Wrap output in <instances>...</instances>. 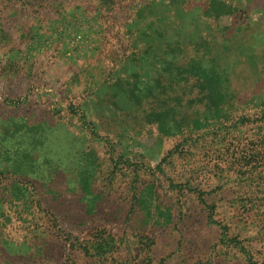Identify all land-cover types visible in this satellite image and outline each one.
<instances>
[{
	"label": "rangeland",
	"instance_id": "rangeland-1",
	"mask_svg": "<svg viewBox=\"0 0 264 264\" xmlns=\"http://www.w3.org/2000/svg\"><path fill=\"white\" fill-rule=\"evenodd\" d=\"M157 205L172 223L143 218ZM248 261L264 264V0H0V264Z\"/></svg>",
	"mask_w": 264,
	"mask_h": 264
},
{
	"label": "trees",
	"instance_id": "trees-1",
	"mask_svg": "<svg viewBox=\"0 0 264 264\" xmlns=\"http://www.w3.org/2000/svg\"><path fill=\"white\" fill-rule=\"evenodd\" d=\"M216 73H214V72L213 73H210V76L211 77L209 78V80L211 81V79H212L214 81L213 83L215 84V86L209 92L215 94L216 95V98L220 99V101L213 102V103H211V105L208 103L207 105L209 106L210 110H213V112L216 115H221L222 111L224 110V108H222L221 103H220L221 102V98L220 97L223 96V91L222 90H223V88H226V91L229 94H230V92H229L228 86H226V84H222L221 79L219 78V76ZM227 92H225V94H227ZM190 101L192 103L196 102L193 99H190ZM176 102L177 103H180V97H177L176 98ZM166 107L168 109H165L164 112L167 114V116H169V119H170L169 120V124H171L172 122H174V124L179 123L180 121L183 120V118H186V116H182L181 120H180V118H178V116L180 115V111L181 110H180V108L177 105H173V106L166 105ZM159 114H160V112L149 113V117L157 116ZM221 117H224V116H221ZM50 152H51V150H50ZM54 161H55L54 169L57 171L58 170V168H57L58 167L57 166L58 163L57 162L59 160H56L54 158ZM96 203H97V201L93 198L92 201H91V203L88 205V208H87V212L88 213H93V211L96 209ZM153 210H155V211H153ZM160 211L165 215V220H164V223L162 225L163 226H166V225L172 223L171 220H172L173 215L171 213H169V212H164L159 205L155 206V208H151V209L148 208L146 211H144V217L143 218H149V219L154 220L156 214L158 212H160ZM154 221H155V223H160V221H158V220H154ZM66 240H69V236H66ZM248 263L249 264H253L252 261H248Z\"/></svg>",
	"mask_w": 264,
	"mask_h": 264
}]
</instances>
